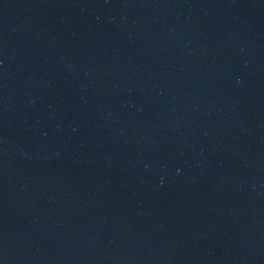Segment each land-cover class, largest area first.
I'll return each mask as SVG.
<instances>
[{
  "label": "water",
  "instance_id": "95a60500",
  "mask_svg": "<svg viewBox=\"0 0 264 264\" xmlns=\"http://www.w3.org/2000/svg\"><path fill=\"white\" fill-rule=\"evenodd\" d=\"M0 264H264V0H0Z\"/></svg>",
  "mask_w": 264,
  "mask_h": 264
}]
</instances>
